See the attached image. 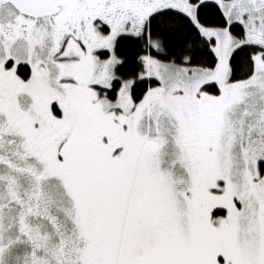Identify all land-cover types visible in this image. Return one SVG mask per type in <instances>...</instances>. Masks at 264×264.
Segmentation results:
<instances>
[{
	"label": "snow or ice",
	"instance_id": "obj_1",
	"mask_svg": "<svg viewBox=\"0 0 264 264\" xmlns=\"http://www.w3.org/2000/svg\"><path fill=\"white\" fill-rule=\"evenodd\" d=\"M0 264H264V0H0Z\"/></svg>",
	"mask_w": 264,
	"mask_h": 264
}]
</instances>
